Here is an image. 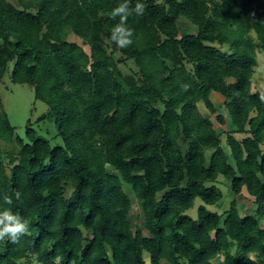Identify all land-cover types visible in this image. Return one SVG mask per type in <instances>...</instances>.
<instances>
[{
    "label": "trees",
    "instance_id": "1",
    "mask_svg": "<svg viewBox=\"0 0 264 264\" xmlns=\"http://www.w3.org/2000/svg\"><path fill=\"white\" fill-rule=\"evenodd\" d=\"M121 2L0 0V84L14 63L64 142L31 122L19 137L0 97V211L31 221L0 241V264H264V0H131L145 11L124 49L111 40ZM220 176L235 196L224 213L209 209Z\"/></svg>",
    "mask_w": 264,
    "mask_h": 264
},
{
    "label": "rangeland",
    "instance_id": "2",
    "mask_svg": "<svg viewBox=\"0 0 264 264\" xmlns=\"http://www.w3.org/2000/svg\"><path fill=\"white\" fill-rule=\"evenodd\" d=\"M13 1V0H12ZM71 41H75L81 44L85 50H89V46L83 44L80 38L74 35L70 36ZM258 67L257 73L254 77V91L261 92L264 91V53H260L257 57ZM129 66L121 65V68L125 72H129L131 68H134L133 63H129ZM14 69V63L10 64V68L6 75L4 76L0 84V97L3 100V107L5 112L8 114L11 124L16 128V134L25 139L26 138V127L31 122L33 128L43 137L51 140L53 146L64 145L63 140L57 137V129L55 125L49 121L37 122L38 118L48 111V105L37 100L35 97V90L31 84H18L12 81V71ZM218 104V99H215ZM199 108L203 115L210 116L212 120L216 123V129L222 137L225 138V131L230 130L229 126H221L217 123L215 116H211L208 109L203 103L199 104ZM237 138L241 139L243 135L236 134ZM2 148L5 152H15L18 153L19 147L17 141L14 140L12 143L1 142ZM219 183L217 184L223 191V200L217 206H209L212 211H217L219 213H224L229 210L231 201L235 196L232 195L230 191V183L224 179V177H219ZM239 204L242 206L243 214L252 213L254 206L251 197H249L246 190H244L243 197L237 198ZM201 204V200L196 201V206ZM191 216L197 217V207L188 212ZM133 215L135 217L136 224H140L142 221L140 209L137 204L134 205ZM146 257L148 255L146 254Z\"/></svg>",
    "mask_w": 264,
    "mask_h": 264
},
{
    "label": "clouds",
    "instance_id": "3",
    "mask_svg": "<svg viewBox=\"0 0 264 264\" xmlns=\"http://www.w3.org/2000/svg\"><path fill=\"white\" fill-rule=\"evenodd\" d=\"M144 11V3L137 2L135 6H132L131 0H122L112 10V19L119 17V22L113 26L111 31V40L117 47L124 49L134 43L133 37L135 36V30L128 25V18L130 16L140 17L144 14ZM261 99L264 100V97H261ZM13 196L16 200H20L22 193L17 190L13 195H5L3 197V204L12 205ZM30 224L31 221L29 218L17 215L10 207H5L0 211V241L18 242L21 236L28 233Z\"/></svg>",
    "mask_w": 264,
    "mask_h": 264
}]
</instances>
